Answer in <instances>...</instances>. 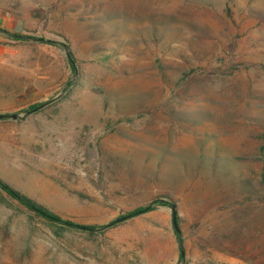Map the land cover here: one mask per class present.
<instances>
[{"label": "rangeland", "instance_id": "obj_1", "mask_svg": "<svg viewBox=\"0 0 264 264\" xmlns=\"http://www.w3.org/2000/svg\"><path fill=\"white\" fill-rule=\"evenodd\" d=\"M13 114L0 182L81 226L148 210L63 233L0 189V264L181 259L162 202L178 264H264V0H0Z\"/></svg>", "mask_w": 264, "mask_h": 264}, {"label": "trees", "instance_id": "obj_2", "mask_svg": "<svg viewBox=\"0 0 264 264\" xmlns=\"http://www.w3.org/2000/svg\"><path fill=\"white\" fill-rule=\"evenodd\" d=\"M70 55H71L70 59H71V65H72L73 72H76L77 69L74 66L73 56H72V54H70ZM69 85H70V83H69ZM38 107H40V106H38ZM38 107H36V108H38ZM36 108H34V109H36ZM261 150L264 153V147H262ZM0 189L2 191H4L5 193H7L14 200L18 201L21 205H23L24 207H26L30 211L34 212L37 216L43 218L53 228H55L56 231H58V232L60 231V232L64 233V232H71V231H79V232H82L84 234H88L91 236V235L96 234V232H103L106 228L116 224L115 222H113L112 224H110L108 226H101V227L85 226L87 228L83 229L82 227H84V226L77 225V224L70 222V221H64L63 219H61L59 216H57L56 214H54L53 212H51L47 208L39 205L38 203H36L35 201L30 199L26 195L20 193L19 191L14 190L13 188H11L10 186H8L7 184H5L3 182H0ZM162 203H165L166 205L168 204L171 207H172V205H174V204H170L169 202H162ZM147 210L148 209L137 210L134 214H136L138 212L145 213ZM178 236H179V234H178ZM183 260L184 259L181 257L180 261L182 262Z\"/></svg>", "mask_w": 264, "mask_h": 264}, {"label": "water", "instance_id": "obj_3", "mask_svg": "<svg viewBox=\"0 0 264 264\" xmlns=\"http://www.w3.org/2000/svg\"><path fill=\"white\" fill-rule=\"evenodd\" d=\"M75 65V64H74ZM45 105H41L40 107L36 108V109H33L29 112H27L26 116L28 115H31L33 113H36L37 111L41 110L42 108H44ZM12 118V119H18L20 116L18 114H13V115H0V119H7V118ZM172 217H173V227L176 231L177 234H179V239H180V242H181V257L184 259L185 258V250L183 248V245H182V236H181V229H180V226H179V222H178V212H177V206L176 205H172ZM143 212H138L136 214H133V215H127V216H123L119 219H117L115 221V223H120V222H123V221H126L127 219H130L134 216H137L139 214H142ZM83 229H86L87 227H82Z\"/></svg>", "mask_w": 264, "mask_h": 264}, {"label": "crops", "instance_id": "obj_4", "mask_svg": "<svg viewBox=\"0 0 264 264\" xmlns=\"http://www.w3.org/2000/svg\"><path fill=\"white\" fill-rule=\"evenodd\" d=\"M171 252L172 254L170 253L171 254L170 259L161 262V264H178L179 263L180 254H179V250L176 245L172 246Z\"/></svg>", "mask_w": 264, "mask_h": 264}]
</instances>
